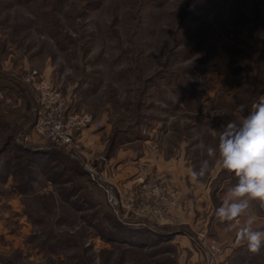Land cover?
Wrapping results in <instances>:
<instances>
[{"label":"rangeland","instance_id":"374dc122","mask_svg":"<svg viewBox=\"0 0 264 264\" xmlns=\"http://www.w3.org/2000/svg\"><path fill=\"white\" fill-rule=\"evenodd\" d=\"M32 69L102 127L67 150L34 134ZM261 97L264 0H0V264H207L200 238L219 244L218 264H264L237 241L246 217L232 231L216 219L237 181L207 155ZM119 163L135 168L126 185L106 165ZM157 164L176 165L183 191ZM144 171L175 197L171 223L107 202L104 182L134 187ZM250 211L264 230L258 201Z\"/></svg>","mask_w":264,"mask_h":264},{"label":"built area","instance_id":"2783aa9c","mask_svg":"<svg viewBox=\"0 0 264 264\" xmlns=\"http://www.w3.org/2000/svg\"><path fill=\"white\" fill-rule=\"evenodd\" d=\"M21 77V82L34 103L31 130L38 137L67 150L79 130L91 126L102 127V121L92 114L71 110L59 90L48 80L39 77L36 70H27ZM87 169L88 174L94 177V170ZM145 173L150 174L149 171H144L142 176L136 178L135 186L129 188H120L114 183L103 181L107 202L117 217H143L148 222L160 225L171 223V211L177 207L175 197L168 195L166 188L152 181ZM199 247L207 264H218L221 248L215 240L200 238Z\"/></svg>","mask_w":264,"mask_h":264},{"label":"clouds","instance_id":"9594fccd","mask_svg":"<svg viewBox=\"0 0 264 264\" xmlns=\"http://www.w3.org/2000/svg\"><path fill=\"white\" fill-rule=\"evenodd\" d=\"M235 120L222 127L218 144L207 147V155L218 160L220 166L234 174L236 183L229 187L222 203L215 210L216 219L232 231L241 216L246 217L236 231L238 242L246 244L251 253L264 248V230L253 228L257 216L250 211L253 202H259L264 209V97L253 104L244 115V105ZM209 168V160L201 162L199 171H191V178L197 181Z\"/></svg>","mask_w":264,"mask_h":264},{"label":"crops","instance_id":"0c3cea01","mask_svg":"<svg viewBox=\"0 0 264 264\" xmlns=\"http://www.w3.org/2000/svg\"><path fill=\"white\" fill-rule=\"evenodd\" d=\"M110 158V157H109ZM107 166L112 165L115 169H113L112 171L114 172L113 174L115 177H113L116 182H118L120 185H126L127 183H129V181H127V178L131 175H133L134 173V167H132V164H106ZM158 168L163 169L164 171H166L168 173V171L172 174V176H174L175 181L178 182L180 184V190H182V187L184 186V182H183V173H178L177 172V168L174 167L176 165L174 164H157ZM108 170V169H107ZM104 171V172H103ZM130 171V172H129ZM101 172L106 173L105 170H101ZM136 172V171H135ZM188 175V174H187ZM186 176V175H185ZM188 177V176H186ZM185 187V186H184ZM183 191V190H182ZM180 191V192H182ZM230 246V245H229ZM229 248V247H228ZM227 248V249H228Z\"/></svg>","mask_w":264,"mask_h":264},{"label":"trees","instance_id":"16d2710c","mask_svg":"<svg viewBox=\"0 0 264 264\" xmlns=\"http://www.w3.org/2000/svg\"><path fill=\"white\" fill-rule=\"evenodd\" d=\"M123 225L122 224H120L118 221H114L113 222V228H114V230H116V229H123ZM125 228V227H124ZM129 230V232H132V234L133 233H137L136 231H139L140 233H143V234H146V233H148L147 231L148 230H144V229H141V230H134V229H131V228H129L128 229ZM150 231V230H149ZM152 231V230H151Z\"/></svg>","mask_w":264,"mask_h":264}]
</instances>
